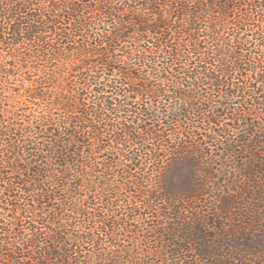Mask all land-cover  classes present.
<instances>
[{"label":"trees","instance_id":"1","mask_svg":"<svg viewBox=\"0 0 264 264\" xmlns=\"http://www.w3.org/2000/svg\"><path fill=\"white\" fill-rule=\"evenodd\" d=\"M0 48L49 104L0 114V264H264V0H0Z\"/></svg>","mask_w":264,"mask_h":264},{"label":"rangeland","instance_id":"2","mask_svg":"<svg viewBox=\"0 0 264 264\" xmlns=\"http://www.w3.org/2000/svg\"><path fill=\"white\" fill-rule=\"evenodd\" d=\"M23 49V48H22ZM1 53H3V55H5L6 50H4V48H0ZM7 56V53H6ZM3 58H5L4 56H0V63H4L5 59L2 60ZM5 65L7 67H10V63L6 62ZM23 71V70H22ZM32 74V73H31ZM23 79H22V78ZM29 74L25 73L22 76H17L16 79L13 80V77L11 79V84H4V83H0V84H4L3 85V89H0V114L2 113V111H4V108L9 107L11 108L12 106L8 105V101L9 103H11V99L7 98V96H11L16 95V98L21 100L24 103H27V107L25 108V114L22 117V121L23 123H27L28 121H33L35 120V117L41 114V111L45 108V106L49 105L47 104V100H40L37 99V102L33 103L31 101H29L27 93L25 92V88L28 84H31V81H33L34 79L37 78V75H32L31 77V81H29L27 78H29ZM24 85V86H22ZM46 91H49L48 87H44L43 88ZM172 104V103H169ZM25 105V104H23ZM170 106H174V105H170ZM19 108V107H18ZM255 115L254 116V120L256 123V127L257 128V137L259 140L261 139V137H259V126L264 128V105L260 104V105H256L255 106ZM18 112H22V110L18 111ZM9 121V120H8ZM177 135L176 134H172L171 137L175 138ZM249 138H251L252 136H248ZM209 149V150H208ZM264 149V147H257L253 153H257L256 155H259V153ZM239 155V154H238ZM238 155H234V156H230L228 155L225 151H223V149H217L216 147H214L213 145L206 148V150L204 151L203 156H201V154H199L200 157H203V159L205 161H207V163H210V165L208 166L210 168V170L214 173H216L218 176H227V175H233V177L235 178H239V173H238V168H235L234 165H230L231 163H228V161H234L233 158H237ZM168 156V155H167ZM148 157L146 155H144L143 158ZM136 174L138 173V169H136ZM119 176H118V172L117 170H115L113 172V175L111 176V183L112 186H114L117 182H119ZM132 195V194H131ZM137 203H140L139 201ZM136 204V203H134ZM133 204V205H134ZM140 205V204H139ZM143 217L146 218L148 223H152V219L153 216L150 215V213H146V214H142L139 215L137 217L138 222L139 221H143ZM150 220V221H149ZM228 223V222H227ZM144 223H138V228L137 229H141ZM140 238V237H139ZM85 252H87V250H85Z\"/></svg>","mask_w":264,"mask_h":264}]
</instances>
